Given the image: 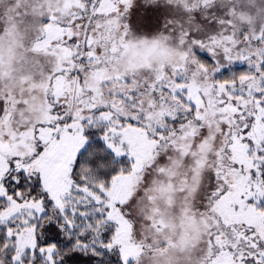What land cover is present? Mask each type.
Wrapping results in <instances>:
<instances>
[{
  "label": "snow or ice",
  "instance_id": "6c2138e0",
  "mask_svg": "<svg viewBox=\"0 0 264 264\" xmlns=\"http://www.w3.org/2000/svg\"><path fill=\"white\" fill-rule=\"evenodd\" d=\"M0 264H264V0H0Z\"/></svg>",
  "mask_w": 264,
  "mask_h": 264
}]
</instances>
